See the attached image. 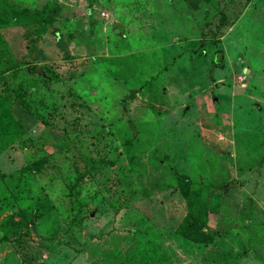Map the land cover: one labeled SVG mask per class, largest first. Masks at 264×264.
Here are the masks:
<instances>
[{
	"label": "rangeland",
	"instance_id": "obj_1",
	"mask_svg": "<svg viewBox=\"0 0 264 264\" xmlns=\"http://www.w3.org/2000/svg\"><path fill=\"white\" fill-rule=\"evenodd\" d=\"M0 264H264V0H0Z\"/></svg>",
	"mask_w": 264,
	"mask_h": 264
},
{
	"label": "trees",
	"instance_id": "obj_2",
	"mask_svg": "<svg viewBox=\"0 0 264 264\" xmlns=\"http://www.w3.org/2000/svg\"><path fill=\"white\" fill-rule=\"evenodd\" d=\"M58 9L53 1H48L47 4L42 8V10L30 11L27 8L16 6L13 8L11 16L5 17L2 21V24H12L19 23L23 20L27 21L26 23H32L35 27V31L39 34L40 30L46 27L48 21L51 20L53 14H56ZM23 19V20H22ZM222 63V58L219 60H213L211 63L210 71L213 72V69ZM35 68V67H34ZM7 102V99L4 98V101L1 105H4ZM181 191L186 196L189 197V181L187 178L180 179ZM191 206V201H190ZM199 214L192 211L189 207L188 213L183 217L180 226L179 232L185 237L192 239L197 242H205L212 240V236L208 235L206 232L202 231L198 224Z\"/></svg>",
	"mask_w": 264,
	"mask_h": 264
}]
</instances>
